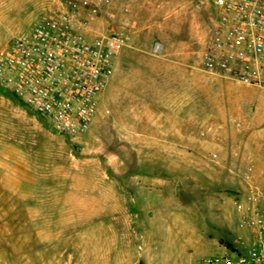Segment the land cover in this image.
<instances>
[{
    "label": "rangeland",
    "instance_id": "obj_1",
    "mask_svg": "<svg viewBox=\"0 0 264 264\" xmlns=\"http://www.w3.org/2000/svg\"><path fill=\"white\" fill-rule=\"evenodd\" d=\"M65 1L0 0V46ZM215 2L119 0L93 24L126 27L123 59L156 84L109 86L83 137L0 86V264H198L248 241L235 203L248 163L264 183V86L202 71Z\"/></svg>",
    "mask_w": 264,
    "mask_h": 264
},
{
    "label": "built area",
    "instance_id": "obj_2",
    "mask_svg": "<svg viewBox=\"0 0 264 264\" xmlns=\"http://www.w3.org/2000/svg\"><path fill=\"white\" fill-rule=\"evenodd\" d=\"M118 1L66 0L54 16L39 18L29 30L13 35L0 46V86L57 133L85 136L98 116L114 60L132 44L126 27L107 33L92 30ZM215 5L218 15L202 70L264 86V0H216ZM209 158L217 166L225 164L217 152ZM257 167L248 163L242 175L244 194L235 203L248 241L225 246L221 254L203 257L198 264H264V183L255 179Z\"/></svg>",
    "mask_w": 264,
    "mask_h": 264
},
{
    "label": "crops",
    "instance_id": "obj_3",
    "mask_svg": "<svg viewBox=\"0 0 264 264\" xmlns=\"http://www.w3.org/2000/svg\"><path fill=\"white\" fill-rule=\"evenodd\" d=\"M121 53L116 57L114 61L115 69H114V74L109 83L110 88L108 86L109 91L115 88V84H156V81H153L155 79V76H154L155 68H153L154 65L144 64L142 68L143 69L142 73L140 72L138 73L136 69L132 71L130 69L131 67L128 64V61L126 59H123V55ZM183 69L186 72L184 80L182 81L183 84H199V75L197 71L192 72L188 70L186 67H183ZM204 73L207 75H210L206 72ZM210 76H213V75H210ZM206 84H214V82H209L207 80ZM104 95L102 97V100L104 98ZM102 100H101V103H102ZM111 101L113 102V100ZM101 103H100V106H101Z\"/></svg>",
    "mask_w": 264,
    "mask_h": 264
}]
</instances>
